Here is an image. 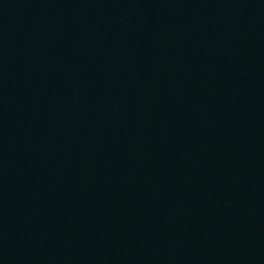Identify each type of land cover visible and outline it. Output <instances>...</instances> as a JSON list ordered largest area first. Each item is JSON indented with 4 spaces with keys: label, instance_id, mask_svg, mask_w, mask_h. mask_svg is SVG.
Wrapping results in <instances>:
<instances>
[{
    "label": "water",
    "instance_id": "95a60500",
    "mask_svg": "<svg viewBox=\"0 0 264 264\" xmlns=\"http://www.w3.org/2000/svg\"><path fill=\"white\" fill-rule=\"evenodd\" d=\"M0 264H264V0H0Z\"/></svg>",
    "mask_w": 264,
    "mask_h": 264
}]
</instances>
